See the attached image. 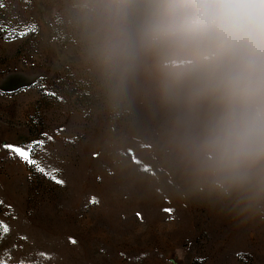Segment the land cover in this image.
<instances>
[{"label": "rangeland", "instance_id": "374dc122", "mask_svg": "<svg viewBox=\"0 0 264 264\" xmlns=\"http://www.w3.org/2000/svg\"><path fill=\"white\" fill-rule=\"evenodd\" d=\"M14 2L16 33L26 34L0 38V222L8 228L0 230V261L225 264L238 256L247 264L249 255L264 257V189L256 175L250 180L264 161L243 175L215 166L205 138L221 105L207 87L209 62L163 33L168 5L179 0ZM112 5L118 20L101 15ZM92 8L84 27L57 34V11ZM119 25L133 56L110 79L94 48ZM34 141L44 142L31 158L47 162V189L34 181V166L3 147Z\"/></svg>", "mask_w": 264, "mask_h": 264}, {"label": "clouds", "instance_id": "9594fccd", "mask_svg": "<svg viewBox=\"0 0 264 264\" xmlns=\"http://www.w3.org/2000/svg\"><path fill=\"white\" fill-rule=\"evenodd\" d=\"M168 17L164 37L209 62L207 87L221 105L205 138L214 164L243 175L264 161V0H179ZM94 54L116 78L133 56L127 30L117 26Z\"/></svg>", "mask_w": 264, "mask_h": 264}, {"label": "trees", "instance_id": "16d2710c", "mask_svg": "<svg viewBox=\"0 0 264 264\" xmlns=\"http://www.w3.org/2000/svg\"><path fill=\"white\" fill-rule=\"evenodd\" d=\"M14 0H0V38L4 39V40H9V39H14L19 37L20 35H18V33H16V25L14 24V22L18 19L17 15H16V6H14ZM118 9V8H117ZM117 9L114 7V5H112L111 9L110 6H107L105 8H102V13L101 15L103 17H106L108 19L111 20H118V18H120L122 16L121 13H117ZM67 10V9H66ZM65 9L62 11H57L56 13V32L57 34H62L63 36H68V32L70 30V27L72 24L76 23L78 25H81L84 27V22L87 21L88 19L92 18L93 14H96L95 8L92 9H82V10H78L76 12L73 11H66ZM110 10V11H108ZM106 11V12H104ZM81 16L83 17V21L80 20ZM71 33V32H70ZM14 37V38H13ZM166 134V130H162L157 136V140L163 138ZM167 151H170V149H168ZM173 151V150H172ZM171 151V152H172ZM173 157H177V156H181V153H177L174 152L173 154H171ZM205 157H209L208 154L205 153H199V157L201 159V156ZM195 156L197 157V153L195 154ZM186 157H188L187 153H186ZM194 158V156H193ZM215 159V157H214ZM42 161V160H41ZM38 162V161H37ZM38 165L42 168H45V170L48 168L47 162L46 161H42V162H38ZM257 172H254L253 176L250 177V180H253L254 175L257 176V181H256V185L257 187L259 186L260 188L264 189V165L262 168H260L259 170H257ZM44 174L37 171L36 170V166H34V168L32 169V177L34 179V181L39 185V187H44L46 184V188H49V185L47 183H45V178L43 177ZM51 184V183H49ZM260 194V193H259ZM262 195L264 196V191L262 193ZM57 201L58 203H63L64 199L62 197V194L59 192L57 194ZM260 206L263 209L262 214L264 215V203L261 201L260 202ZM239 257L237 256L235 259H230L229 261H227L225 264H242L241 261H243L242 259H238ZM198 260L193 259V264H197ZM246 264V263H245ZM247 264H264V257L258 255V254H254V255H249V262Z\"/></svg>", "mask_w": 264, "mask_h": 264}, {"label": "snow or ice", "instance_id": "6c2138e0", "mask_svg": "<svg viewBox=\"0 0 264 264\" xmlns=\"http://www.w3.org/2000/svg\"><path fill=\"white\" fill-rule=\"evenodd\" d=\"M34 30H35L34 27H31V28L28 29V31H34ZM25 34H26V32L18 33V35H20V36H23ZM43 143H44L43 141H34L33 143L27 145L26 148L25 147H20V146H15V145H4L3 147L5 149H7L10 154H14L16 157H18L22 162H25V163L29 164L30 166H36V170L37 171H39L41 173H45V169L40 167L36 160L31 158L32 154L34 153L36 148L39 147V146H42ZM56 171L57 170L53 169L52 172L49 175L54 180V182L62 184L63 182L58 180L55 177V172ZM93 202H95V201H93ZM0 230H2L3 232H7L8 228H7L6 225H4L2 222H0ZM0 264H4V262L0 261Z\"/></svg>", "mask_w": 264, "mask_h": 264}]
</instances>
